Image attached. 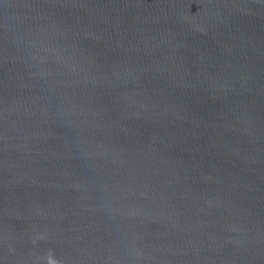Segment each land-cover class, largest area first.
I'll return each mask as SVG.
<instances>
[{"label": "water", "instance_id": "1", "mask_svg": "<svg viewBox=\"0 0 264 264\" xmlns=\"http://www.w3.org/2000/svg\"><path fill=\"white\" fill-rule=\"evenodd\" d=\"M0 264H264V0H0Z\"/></svg>", "mask_w": 264, "mask_h": 264}]
</instances>
